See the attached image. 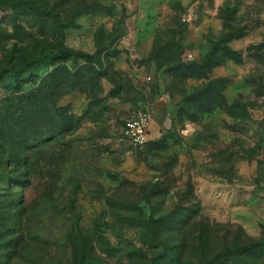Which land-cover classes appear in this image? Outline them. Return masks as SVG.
Wrapping results in <instances>:
<instances>
[{
    "label": "rangeland",
    "instance_id": "rangeland-1",
    "mask_svg": "<svg viewBox=\"0 0 264 264\" xmlns=\"http://www.w3.org/2000/svg\"><path fill=\"white\" fill-rule=\"evenodd\" d=\"M0 158V264L264 262V0H0Z\"/></svg>",
    "mask_w": 264,
    "mask_h": 264
},
{
    "label": "trees",
    "instance_id": "trees-1",
    "mask_svg": "<svg viewBox=\"0 0 264 264\" xmlns=\"http://www.w3.org/2000/svg\"><path fill=\"white\" fill-rule=\"evenodd\" d=\"M67 27H69V26H67ZM212 52H214V50L213 51H211V53ZM222 52H223V54H224V56L226 57V58H230V59H232V60H234V61H241V57H242V53L240 52V51H238V50H235V49H233V48H231V47H227V46H224L223 48H222ZM209 54L208 55V57H207V62H208V60L210 61V58H211V56H212V54ZM81 55H79V56H81V57H85V58H87V59H96V56H94V55H90V54H85V53H80ZM53 58V60H55V57H52ZM98 59V58H97ZM58 61V60H57ZM206 63H202V64H198V63H195V64H191V65H189L190 67H192V68H200V69H203L206 65H205ZM220 64L219 63H217V64H215L213 67H215V66H219ZM213 69V68H212ZM47 74H50V73H47ZM219 81H221L220 79H215V80H213V81H209L208 83H207V86L205 87V88H203V89H200L196 94H195V96H211L212 95V87L214 86V84L216 83V82H219ZM15 83H13V86L15 87L16 86V84H17V80H15L14 81ZM216 105V104H215ZM9 153H14V151H12L11 150V148L9 149V151H8ZM2 160H4V159H2ZM0 161H1V158H0ZM3 162V161H2ZM4 162H6L5 160H4ZM261 246H264V242L262 243V245ZM255 247V249H256V247H257V244H254V243H250V244H247V245H244V246H242V247H239V248H236V249H230V248H228V249H225V250H223V251H221V252H219V253H217V254H215L210 260H209V262L207 263V264H218V263H220V262H222L223 260H237V259H240L241 258V256H243V255H246V254H248L249 252H251L252 250H253V248ZM259 258H263L264 259V254H260L259 255ZM7 264H9L10 262H9V260L6 262ZM257 264H264V262H262V263H257Z\"/></svg>",
    "mask_w": 264,
    "mask_h": 264
},
{
    "label": "built area",
    "instance_id": "built-area-1",
    "mask_svg": "<svg viewBox=\"0 0 264 264\" xmlns=\"http://www.w3.org/2000/svg\"><path fill=\"white\" fill-rule=\"evenodd\" d=\"M192 58V55H188ZM152 121V112L141 111L134 118L126 121L123 134L134 145L144 147L149 142V130Z\"/></svg>",
    "mask_w": 264,
    "mask_h": 264
},
{
    "label": "crops",
    "instance_id": "crops-1",
    "mask_svg": "<svg viewBox=\"0 0 264 264\" xmlns=\"http://www.w3.org/2000/svg\"><path fill=\"white\" fill-rule=\"evenodd\" d=\"M152 121H153V120H152ZM152 121H151V124H150V125L153 127V122H152Z\"/></svg>",
    "mask_w": 264,
    "mask_h": 264
}]
</instances>
